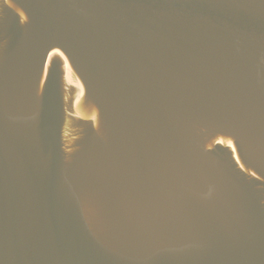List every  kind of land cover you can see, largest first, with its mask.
Returning <instances> with one entry per match:
<instances>
[{
    "label": "water",
    "instance_id": "1",
    "mask_svg": "<svg viewBox=\"0 0 264 264\" xmlns=\"http://www.w3.org/2000/svg\"><path fill=\"white\" fill-rule=\"evenodd\" d=\"M0 264H264V0H0Z\"/></svg>",
    "mask_w": 264,
    "mask_h": 264
}]
</instances>
